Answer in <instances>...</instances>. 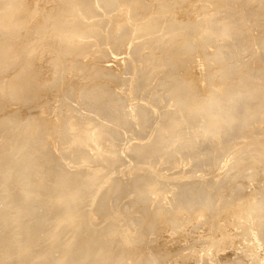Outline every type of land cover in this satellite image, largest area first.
<instances>
[{"label": "rangeland", "instance_id": "374dc122", "mask_svg": "<svg viewBox=\"0 0 264 264\" xmlns=\"http://www.w3.org/2000/svg\"><path fill=\"white\" fill-rule=\"evenodd\" d=\"M3 1L4 0H2V2ZM83 1L89 7L90 12L88 11L87 15L84 16L85 19H82L83 24L79 25L81 29L77 30L78 34L75 32L74 36H70V38L72 37V41L70 43L71 46L69 45V49L80 52L77 58L81 61L77 69H74L75 71L71 69L65 73L63 72V68H60L59 62L51 60L50 67L46 69L47 71L45 73L47 78L52 80L51 83L53 84H51V86L48 83V86L42 87L43 89L40 88L36 94L31 90L30 97H34V101L30 100L31 102L26 103V105H16L12 104L13 102L9 100L10 97L12 98L9 94L8 97L7 95L2 98L0 97V116L8 115L7 117L10 116L9 118L14 121L23 120L24 122L22 121V125L29 120L31 125L33 124V128L35 125L39 127L37 128L35 126L37 129L35 131L36 137H34V141H31L28 146V143L26 144L22 141L24 133L14 136L10 132L5 133L6 128L4 132H2L3 130L0 131V137L2 138L0 139V165H13L17 157L20 158V156H22V151H24V149L29 148L33 151L30 150V154H34V148L32 147L34 145L35 149L39 150L41 148L44 150L43 152L46 154L45 159L47 160L48 158L47 161H52L54 162L53 164H55V162L58 163V165L56 163L55 166H52V170H54L55 167V169H63V171H72L73 168L77 167L78 169H76L78 171L79 169L82 170L81 168L85 166L83 168L84 170L87 169L92 171L93 167L99 165L98 162H111L109 159L112 157L115 163L111 164L114 167H111L112 169L110 170H106L107 174L105 173L104 179L102 177H97L98 179H96V182L99 180V190L107 188L109 183L113 180L117 184L116 191L111 195L113 199L110 202L111 209L106 212L96 211L95 203L99 196L98 192L92 195L90 193V196H85L87 211L92 210L90 211L92 212L91 225L94 227L104 226V228L108 229L113 226V220L119 218L121 222L119 221L118 223L122 224L133 215V211L131 209L129 210V208H125V204L127 205L132 199L130 182L138 176V166H140L141 162L135 159V157L133 158L131 150H134L137 146H142L144 148L147 145V138H149V136H146L151 131V125H141L140 122L144 119V116L147 115L150 121L156 120L157 118L161 119L162 116L164 117V114L159 115L160 117H156L159 111H163L166 108H172L173 110L178 107L173 104L178 94L172 91L173 89L171 88L168 90L171 80L173 81L174 79L178 81L181 87L189 92L188 96L192 101L197 99L198 102L201 103L203 101L204 103L209 99V102H216V104L218 102L217 105H220V107H226V101L229 102L231 99L236 98L239 92H242L244 88L250 87L255 89V92L258 94V108H260V110L262 109L264 112V80L255 81L250 78L251 74L256 69L260 71L264 78V43H262L263 47L261 45V42L264 41V0H109L108 4H104L100 0ZM9 2H7V4L4 2L3 4L9 5ZM29 2L32 3L31 0H29L27 3L28 5H30ZM35 2L37 3L36 8L41 10V12H45L47 9L57 6L52 0H36ZM26 12L27 9H24V12H19L18 18L21 19L19 22H26L27 16H24ZM3 15L4 13L0 15L1 20L3 19L1 21L2 23H0V27L3 21L5 22ZM156 19L161 22L165 20L164 23L173 20L176 22V29L174 30L181 33L184 37L179 36L175 42L165 43L159 40L158 43L157 38L167 33H165L164 29L159 30V27L153 28L152 24ZM214 22L222 23L220 28L233 24V28L231 27L233 31L234 26L235 28L237 27V32L239 31L242 35V37L239 36V39L241 37V41L245 42L244 47L246 50L244 48L238 49L239 46L236 41L237 35H234V38L233 36L231 38L229 36L228 38L230 40H228L227 36L220 37L218 35H213L210 38L206 37L201 40L200 38L204 29L211 26L215 27L214 25L217 23L215 24ZM21 25L23 24L21 23ZM194 25L197 27L193 28ZM36 29L37 32L40 31L37 26H35L34 29L31 27V29L28 30L29 34L32 36H30L29 39L33 43L28 44L27 41V45L25 46L27 49H30L29 51H31V49L35 50L36 47L34 46V42H37V36H35L37 35L35 33ZM201 29L203 30L198 33ZM84 31L87 33H84ZM237 32L234 31V33ZM6 33L7 32L1 35L4 36ZM190 35H196V40H190ZM11 37L13 38L12 35ZM11 37H7V39L9 38L8 41H12ZM223 40H228V45H230L229 47H224L226 50L224 48V50L219 48L220 42ZM188 44L190 45L187 46ZM232 45H235V47ZM37 49L36 47V50L32 52L36 57L41 52H38L40 49ZM232 50L235 52L233 53ZM238 53L243 55L244 59H242V64L236 69L230 70L231 56L234 54L237 55ZM54 57L56 58L55 55ZM49 58L50 56L48 59ZM77 70L78 72H76ZM12 71L13 70H9L3 74H1L2 71L0 72V77L6 78L3 83H7L10 77L12 78ZM94 71H98L96 76L91 75ZM58 76L62 81V86L59 84V87L56 86V84L60 79L57 80V83L56 81L53 82L55 79L54 77ZM80 80L81 82H79ZM41 81L44 80L41 78ZM92 85L94 89L100 88L102 90L105 88L102 91H106V95H95L96 97L100 96L96 98L89 94H80V90H84L85 92L92 90ZM217 88L219 90H217ZM118 95L120 98H117ZM192 95L194 97H192ZM88 98L92 99V105H90L91 102ZM94 105L97 107H94ZM61 110L64 113H62ZM14 114L16 116H14ZM148 118H146V121ZM196 119L200 118L198 117ZM120 121L123 122L122 126L118 124ZM158 122L160 124L161 120ZM260 122L261 124H259ZM242 129L245 130L242 131ZM242 129L240 130L239 137L233 141V143L235 142L234 144L230 142L227 143V145H219L218 147L220 148L216 151H214L215 149H213V147L207 146L209 148L206 147L202 148L204 150L199 149L197 152H193L196 153L193 154V156L175 153L174 155H170L168 159L160 155L148 158L149 156L144 153L140 158L141 160L150 159V162H156V164H154L155 172L149 171L143 178L144 181H146V179L152 180L154 184V186H151L152 188L150 187V193L153 192L155 197L158 196V199L152 202L153 199L149 197V204L151 201V203L154 204L153 208H158L162 204L163 206L161 205V207L165 209L167 205L165 202V195L167 196L171 189H173V191L174 188L177 190L180 187L179 185H181V189L182 186L185 188V186L197 185L203 186L206 190H210L211 193L214 191L217 199H214L212 207L222 204L228 205L230 200L232 205H228V210L221 211L223 214L221 212L214 214L205 209L206 214L199 218L197 217V215H200L198 209H194V212L190 211L186 214L177 212L179 218L177 221L168 220L166 221L167 223L162 222L163 225L160 224V236L154 243L150 240L152 236L149 235V229H146L142 223L131 225V227L128 226L130 231L128 230L126 233L131 236L134 234L138 236L134 240L129 241L125 238L127 241L124 243L121 242L124 251L128 250L126 255L130 259L129 264L141 260L145 255L151 256L152 253L159 254L162 259L161 262L154 264H229L235 262V260L241 261L242 263L245 261L243 264H249V262L251 264H264V215H257L256 212H251V214L247 215V213H250L249 209L254 206L258 207L260 203L264 207V201H261V196L264 193L262 192V190L264 191V118L253 124H248ZM37 131L40 133L38 134L39 137H37ZM97 132L104 133V135H101V137L97 135L98 137L95 138L94 135L98 134ZM114 139L117 140V142H115ZM37 140L38 142L36 143ZM113 141L114 143L111 144ZM106 146H109V148ZM127 147L128 150H126L125 152L127 153H125L124 148ZM4 148L6 149L4 150ZM119 148L120 150L123 149V152H120ZM173 148L174 144L170 143L165 149L166 153H170ZM41 149L39 151H41ZM190 149L191 148L186 152H190ZM193 149L195 148L193 147ZM6 152H9V154ZM212 153L216 154L213 160H209L210 158H203L207 154ZM104 155H106V157ZM196 156L198 158L199 156L201 157L199 159L200 162L225 161V165H221L218 170H212L214 173L211 172L209 167L190 170V164L194 162ZM30 157L27 162H22L21 164L24 169L21 179L24 181L30 178L33 179V176H35L38 171L43 174L44 172H42V170L44 171L46 169L45 167H47L45 163H39L38 161L39 164L36 165L37 163H34L36 161L34 158L35 156ZM128 162L130 163V170L125 168ZM101 166L104 167V165ZM16 168H18V170L15 169L17 172L14 170L12 173L13 177L11 176L12 178L8 176L7 180L5 179L7 176L4 177V179L7 180L5 182L9 183L5 184L0 175V179L2 180H0L1 183L5 184H0V193H2L0 194V235L7 232L5 231L7 230V226L11 228V224L18 226L21 223L20 227H23V224H27V219L32 218L31 222L27 225H30L29 232H35L34 235L36 238L37 233L40 235L39 233H41L42 230H46L49 227V224L54 218L52 213L55 212V209L49 208L50 200L45 201L46 195L40 192L26 190L25 193L35 195L36 198H29V206L24 208L19 207L21 206L20 199V201L14 200L15 198L10 200L9 197L13 193V187L11 188V185L14 184L12 180H14L15 176L17 177L20 165L16 166ZM33 170L34 172H32ZM14 173L17 174L14 176ZM45 175L47 174L44 173L42 177ZM45 178H48V175L45 176ZM144 181H142V184ZM138 183L140 182L138 181ZM51 189L54 191L56 188L50 187L46 192L51 193L49 192L52 191ZM155 190L159 191L155 193ZM5 191L10 192V196L7 198L9 201L6 200V202L5 199L2 201ZM173 194L174 193H172V195ZM1 195H3V197ZM234 195L237 196V198ZM240 196L242 198L245 197L242 202ZM80 197V202H82L85 198L83 196ZM8 202H10L11 205ZM42 211L51 212L48 217L45 216L41 218L40 214H42ZM135 211L140 212V207L136 208ZM12 213H14L13 215L16 219L11 215L10 222H7L9 218L6 215ZM125 213H127V215ZM119 215H121L123 219H121ZM109 216H114V218H110ZM5 217L8 220L3 219ZM11 219H13L12 222ZM214 220L216 222H214ZM121 224L119 228L122 231ZM35 225L39 229L35 227ZM182 225L184 226L182 227ZM245 226H250L251 228L245 231ZM31 227L35 230H32ZM4 228L5 230H3ZM103 233L104 231L101 230L97 235L92 236L90 242H92L93 245L98 243L100 238H102L101 236L104 235ZM30 237L27 239H23L22 236L19 237L18 240H20L21 243L17 240L18 244L23 246L26 244L25 246H27L34 243L33 241L35 238ZM28 239L33 240L28 241ZM105 239L106 237L102 239L103 244L102 242L99 244L106 247H111V244H113L114 248L119 246V237L116 236V238L111 241H105ZM3 242L4 241L1 242V244H3L1 245V249L4 247ZM38 242L41 247L39 248L40 250H37L39 252L49 247V245H47L48 242L45 243V240L39 241L38 239ZM13 244L16 246L17 242ZM29 248L30 247H28V249ZM112 250L113 252L115 250L117 251L116 248ZM111 256H113V254ZM15 259V257L12 258L11 256L5 259L2 264H14L16 262ZM101 260L99 264H113L112 260L110 262H103V258H101ZM6 261L7 263H5Z\"/></svg>", "mask_w": 264, "mask_h": 264}, {"label": "bare ground", "instance_id": "6f19581e", "mask_svg": "<svg viewBox=\"0 0 264 264\" xmlns=\"http://www.w3.org/2000/svg\"><path fill=\"white\" fill-rule=\"evenodd\" d=\"M9 1L4 0L2 2V0H0V15H1V13H4L3 17L5 18L4 19L5 22L3 21V24L0 27V72L2 71L1 74H3L4 72H7L9 70H13L12 71L13 73H12V78L10 77V79L8 80L7 83H3L4 80L6 79L5 77L4 78L2 76L0 77V97L2 98L3 96H6V95L8 97L10 95V96H12V98L10 97L9 100L11 102H13L12 104L26 105V103L31 102L30 100L34 101L33 100L34 97H30L31 90L33 91L34 94H36V92L40 88L46 87V85L48 83L50 85L53 84V83H51L52 80L47 78L46 73H45L47 71L46 69H48L50 67V64H51L50 61L51 60H53V61L55 60V61L59 62L60 68H63V72H65V73H67L68 70L77 69L78 64L81 61L79 58H77L78 57L77 55H79L80 52L69 49V45L71 46L70 43L72 41L71 40L72 37L70 38V36H74L75 32H76V34H78L77 30L81 29V27L79 25L83 24L82 19L84 18L85 15H87V13L89 11V7L85 4V2L83 0H52L53 2H55V4H57V6H54V7L47 9L45 12H41V10L36 8V6H37V3L35 2L36 0H31L32 3L29 2L30 5L27 4L29 0L28 1L27 0H9ZM100 1H102V3H104V4L109 3V0H100ZM4 2H6V4H7V2H9V5L3 4ZM24 9H27L26 14L24 15V16H27V18H26L27 20H26V22L24 21V23H23V22H19V21H21V19L18 18V14H19V12L20 13L24 12ZM40 12H41V14H40ZM203 17H204V15H203ZM2 20L0 18V23H2L1 22ZM164 21L161 22L160 20L156 19V21L152 24L153 28L159 27V30L164 29L165 33H167L166 35H163L161 37L159 36L157 38L158 43H159V40L163 41L165 43L166 42H175V41H177V38H179V36H183V35H181V33L174 30V29H176L175 28L176 22H174L173 20H171V21L169 20L166 23H164ZM21 23L23 25H21ZM190 23H192V22H190ZM214 23L215 24L217 23L216 25H214L215 27L211 26L207 29H204V32L200 38L201 40L203 38L205 39L206 37L210 38L213 35L214 36L218 35L220 37L221 36H224V37L227 36V38L229 36H230V38L232 36L234 38V35H237L236 41L238 42V46H239L238 49H240V48L245 49V47H244L245 42L241 41L242 35L239 31L237 32V30H236L237 27L235 28V26H234V31L237 32V33H234V31L232 30L233 24H229L227 26L220 28L222 23H220V22H214ZM35 26H37L40 29V31H38L39 33L37 32V29L35 30L36 31L35 33L37 35L33 34V35L37 36L36 37V41H37L36 43L37 44L33 40V42L35 44L34 46H36L38 48L37 50L40 49L38 52L41 51L40 54L38 53L40 56L37 54L38 55L37 57H36V55H34L32 53L36 50V47H35V50L31 49V51H29L30 49H27L25 46V45H27V41H28V44H30V43L33 44L32 41H30V39H29L31 35L29 34L28 30L31 29V27H33V29H34ZM195 27H197V26L194 25L193 28H195ZM63 30H65V31H63ZM202 30L203 29H201L198 33H200ZM86 31H84V33ZM5 32H7V33L4 36H2L1 34L5 33ZM147 33H148V31H147ZM11 35L13 36V38L11 37ZM239 36H241L240 39H239ZM7 37H11L12 41H10V40L8 41L9 38L7 39ZM196 38H197L196 35H190V40L194 41V40H196ZM48 40H50V41H48ZM228 40H230V39L228 38ZM228 40L227 41L223 40L220 42L219 48L221 50H224L225 49L224 47H226V46L227 47L230 46V45H228L229 44ZM262 43H264V41L261 42V45L263 47ZM189 45L190 44H188L187 46H189ZM30 46H33V45H30ZM232 46L235 47V45H232ZM234 47H233V50H234ZM32 48H34V47H32ZM227 49H229V48H227ZM138 50H143V49H138ZM234 52L235 51H233V53ZM235 54L233 56H231V62H230L231 67L229 66L230 70H234L237 67H239L242 64V59H244L242 54H240V53H238L237 55H235ZM54 55L56 56V58L54 57ZM49 56H50V58L48 59ZM81 57H83V56H81ZM51 69H52V67H51ZM257 71H259V70L258 69L254 70V72L251 74L250 78L252 80H255V81H263L264 78L262 77V74L260 73V71L259 72H257ZM76 72H78V70ZM97 72L98 71H94L93 73H91V75L96 76ZM160 72H159V74H160ZM68 74H70V73H68ZM259 74L261 75V77ZM63 76L65 77L64 74H63ZM41 78L44 81H41ZM54 78L55 79L53 80V82L56 81V83H57V80L60 79L59 76L54 77ZM152 80H154V79H152ZM79 82H81V80ZM59 84H60V86H62L61 85L62 84L61 79L58 81L56 86L59 87ZM204 86H206V85H204ZM92 87H93V85H92ZM170 88L173 89L172 91H174L178 94L174 100V103H173L175 106H178V107H176L173 110H172V108H169V109L166 108L163 111H159V113L156 115V117H160L159 115L164 114V117L162 116L161 119L157 118L156 120L150 121L146 115V116H144V119L140 122L141 125H145V126L150 124L151 125V131L146 136V137L149 136V138H147L148 139L147 145L144 148L142 146H137L134 148V150H131L132 154H133V158L135 157V159L140 160L141 163H140V166H138V168H139V172L137 174L138 176H136L130 182V186H131L130 193H131L132 199L127 205L125 204V208H129V210L131 209L133 211V215L127 221L123 222L122 224L120 223L123 232L119 228L120 224L118 222L119 221L121 222V220L119 218L116 220L112 219L113 220V223H112L113 226L108 228V229L104 228V226H99V227L98 226L97 227L92 226L91 225V218H92L91 214H92V212H90L92 210L87 211V207L85 205V204H87L85 196L86 195L88 196L90 193L92 195V194L98 192L99 196H98L96 203H95L96 211L106 212L109 209H111L110 202L113 200L111 198V195L116 191L117 184L113 180L112 182L109 183L107 188L99 190V187H98L99 180L96 182V179H98L97 177L103 178L105 176L106 170L107 169L110 170L114 167L111 164V163H115V161H114V159H112V157L109 159V160H111V162H106V161L98 162L99 165L100 164L104 165V167H102L101 165L100 166L98 165V166L93 167L92 171L87 170V169L84 170L83 168L85 166L83 168H81L82 170L79 169L78 171H77V169H78L77 167H76L77 169L72 167L73 168V169L71 168L72 171L71 170L63 171V169H58V168L55 169V167H54V170H52L53 169L52 166H55L57 162H55V164H53L54 162L47 161L48 158H47V160L45 159L46 154H45V152H43L44 150H42L40 148L41 151H39L40 149L39 150L35 149V147H34L35 145L34 146L31 145L34 148L33 149L34 154L33 153H31V154H33L35 157L30 154L31 149L28 148V149H24V151H22L23 152L22 156H20V154H19L20 158L17 157V159L15 161L16 163L14 162L13 165H11V166L9 164L8 165H6V164L0 165V171L2 170L0 172V175L2 176L4 182L8 180V176H10L9 178L13 177L12 173L14 172V170L15 169L18 170V168H16V166L20 165L18 174L14 173V176H15V174H17V177L15 176L16 179L14 178V180H12V181H14L13 182L14 184L11 185V188L13 187L12 188L13 193L10 196V192L5 191L3 194L5 198L3 197V195H1L3 197L2 201H4V199H5V202H6V200L9 201L7 198H8V196H10L9 197L10 200L12 198H15L14 200H19V199L21 200V206H19L20 208L27 207V206H29L28 205L29 204V202H28L29 198H36L35 195H32L30 193H25L26 190H29L32 192L35 191V192H40L41 194L42 193L45 194L46 195L45 201L50 200L49 208L55 209L54 210L55 212L52 213L54 218L51 221V223L49 224V227L47 229L45 228L46 230H42L41 233H39L40 235H38V233H37L36 238L34 235L35 232L34 231L29 232L30 225H27L29 222H31L32 218H30V219L28 218L27 219L28 222L26 221L27 224H23V227H20L21 223L19 222L20 224L18 226L11 224V228L9 226H7V230H5V228L3 229L7 232L3 233V235H0V249H1V245H3V244H1V242L4 241L3 242L4 247L0 250V263L1 264L4 263L5 259L10 258L11 256H12V258L13 257L16 258L15 259L16 262L14 261L15 262L14 264H99L100 261H102L101 258H103V260H104L103 262H108V261L110 262L112 260L113 264H129L130 259L126 255L128 250L124 251V247L121 245L122 244L121 242L124 243L127 240L128 241L134 240L136 237H138L136 234L131 236L130 234L126 233L130 229L129 227H131V225H134V224L137 225V224L142 223V225L145 226L146 229H149L148 230L149 235L152 236V238H150V240L152 241V243H154L155 241H157L159 239V236H160L159 235L160 234L159 228H161V227H159L160 224H162V222H166L168 220L177 221L179 219L177 216V212L178 213L181 212V214L182 213L186 214L190 211L194 212L193 211L194 209H198V212L200 215H197L198 213L196 215L199 218L202 215L206 214V210H208L214 214H218L219 212H221L223 210H228L227 209L228 205H232L231 200L229 201L228 205L222 204V205H215V207H212L213 206L212 203H213L214 199L215 200L217 199L216 193L214 191L211 193L210 190H206V188H204L203 186H197V185L185 186V188L182 186V189L180 188L181 185H179L180 187L178 188V186H177V188H178V189L176 188L177 190H175V188H174V191H173V189H171L170 192L168 193V195L167 196L165 195V200H166L165 202L167 203L168 206L166 205L165 209H164V207L163 208L161 207V205H162L161 204L160 207H158V208L154 207L153 208L154 204H152L151 201L149 204V197L153 199L152 202H155L158 199L157 198L158 196L155 197L153 192L150 193V187L154 186V184L152 183V180L146 179V181H144L143 178L145 177V175H147L149 173V171L155 172L154 164H156V162H150V159H148V160L145 159L143 161L140 158L144 155V153H145V155L147 154L149 156L148 158L157 157L156 155H158V156L160 155L161 157L168 159L170 157V155H174L175 153H180V154L183 153L186 155L188 154V155L193 156V154H196L193 152H197L199 149L204 150L202 148H206L207 146L213 147V149H215L214 151H216V150H218V148H220V147H218L219 145H221V146H222V144L227 145V143H230V142H232V144H234L235 142L233 143V141L239 137V133H240V130L242 128H245L248 124H251V123L253 124L256 121H260L261 119L264 118L263 110L262 109L260 110V108H258L259 107V105L257 103L258 102V94L255 92V89H252L250 87H246L242 90V92H239V94L236 98L231 99L229 101L230 103L228 101H226L227 102L226 107H220V105H217L218 102H217V104H216V102L215 103L211 102V101L209 102V99L207 101H205L204 103H203V101L201 103L198 102L197 99L195 101H192L188 96L189 92L186 91L184 88H182L180 83L174 79H173V81L171 80V84L169 85L168 90H170ZM212 88H214V87H212ZM103 89H105V88H103ZM141 89H143V88H141ZM102 90L100 88L94 89V87H93L92 90H89L86 92L84 90H80L79 92H80V94L85 93V94H89L91 96H95V95L97 96L99 94H105L106 95L107 92L102 91ZM217 90H219V89L217 88ZM125 92H127V91H125ZM139 92H141V91H139ZM52 93H54V92H52ZM206 93H204V94H206ZM99 97H96V98H99ZM192 97H194V96L192 95ZM117 98H120L119 95L117 96ZM88 99L91 102V104L90 103L89 104L92 105L93 104L92 99H90V98H88ZM100 99H98V100H100ZM144 104H146V103H144ZM95 106L96 105H94V107ZM148 106H149V104H148ZM176 109H177V111H176ZM120 110H119V112H120ZM181 110H182V112H181ZM62 113H64V112L62 111ZM90 113H92V112H90ZM56 114H57V111H56ZM7 116H4V115L0 116V127H1L0 131L3 130L2 132H4V130L6 128L5 133L10 132L14 136H16L17 134L20 135V134L24 133V138H22V141L25 142L26 144L28 143L27 146L29 145V143L31 141H34V137H36L35 131L37 130L35 128L36 125L33 128V126H32L33 124L31 125V122L29 120H27V122L24 125H22L24 122L23 120L14 121L11 118H9L10 116L9 117H7ZM14 116H16V115L14 114ZM198 117L200 119H196ZM146 118H148L147 121H146ZM159 120H161L160 124L158 122ZM118 124L122 126L123 122L120 121V123L118 122ZM259 124H261V122ZM107 125H109V124H107ZM37 128H39V127H37ZM249 129H251V128H249ZM243 130H245V129H242V131ZM24 131H26V132H24ZM97 133L98 134L94 135L95 138H97L98 136L101 137V135L102 136L104 135V133H99V132H97ZM38 134H40V133H38V131H37V135ZM6 137H7V135H6ZM37 137H39V135ZM0 139H2V138L0 137ZM37 142H38V140L36 141V143ZM115 142H117V140H115ZM113 143H114V141L111 144H113ZM170 143L174 144V148L172 149V151L170 153H166L165 149L167 148V146ZM9 145H10V142H9ZM38 146H40V145H38ZM106 147L109 148V146H106ZM193 147L195 149H193ZM209 147H207V148H209ZM9 148H10V146H9ZM189 148H191L190 149L191 151L187 153L186 151H189L188 150ZM5 149L6 148H4V150ZM18 149H19V146H18ZM124 149H125L124 150V152H125L126 150H128V147L124 148ZM119 150H120V148H119ZM122 150L123 149H121L120 152H123ZM8 151H9V149H8ZM47 152H48V150H47ZM125 153H127V152H125ZM4 154H2V155H4ZM7 154H9V152ZM30 155H31V157H34L36 159V161L33 160V161H35L34 163H37L36 165H38L41 162L46 164L47 167H45L46 169L44 171L42 170V172L46 173L48 175V178H45V176H47V175L42 177V175L44 173L42 174L41 172L38 171V173H36L35 176H33V179L30 178L29 180H26V181L21 179V175L24 172L23 171L24 169L22 168L21 164H22V162H27V160H29ZM215 155H216L215 153L207 154L203 158L204 159L210 158L209 160H213L215 158ZM104 156L106 157V155H104ZM104 156H103V158H104ZM200 158H201L200 156H199V158L197 156L195 157V159L193 158L194 162H191L190 167H189L190 170H195L196 168H204L205 169V168L209 167L211 172L214 173V171H212V170H218V168L221 167V165H225V161L224 162H217V161L216 162H200V160H199ZM153 159H155V158H153ZM158 159H159V157H158ZM205 161H207V160H205ZM57 165H58V163H57ZM129 165H130V163L128 162V165H125V168L129 169ZM39 166H41V165H39ZM79 167H81V166H79ZM17 170H15V172H17ZM123 171H125V170H123ZM126 171H127V169H126ZM206 171H208V170H206ZM32 172H34V170ZM136 172H137V170H136ZM39 173H40V175H39ZM88 173H90V174H88ZM206 176H207V174H206ZM4 177H6L5 179H7V180H5ZM133 177H134V175H133ZM215 178H216V176H215ZM1 181H0V184H4V183H1ZM138 181L140 183H138ZM142 181H144L143 184H142ZM153 182H156V181H153ZM164 182H166V181H164ZM6 183H9V182H5V184ZM49 183H51V184H49ZM167 183H168V181H167ZM50 187L51 188L54 187L56 189L54 191L51 189L53 192L49 191L51 193H47L46 191ZM260 190H262V189H260ZM158 191L159 190H155L154 192L156 193ZM262 192H264V191L262 190ZM172 193H174V194L172 195ZM0 194H2V193H0ZM239 195H241V194H239ZM80 196H83L85 198L82 202H80L81 201ZM162 197H164V196H162ZM235 197L237 198V196H235ZM243 198H245V197H243ZM243 198L241 197V202H242ZM145 199H146V202H145ZM261 199H262L261 201H264V193L261 196ZM8 203H10V202H8ZM83 203H84V205H83ZM218 203H219V201H218ZM234 203H237V202H234ZM10 205H11V203H10ZM238 206H240V205H238ZM138 207H140V212L135 211L136 208H138ZM245 207H246V205H245ZM160 208H162V209H160ZM50 212L51 211H42V214H40L41 218L45 217V216L48 217V215H50ZM244 212H245V210H244ZM249 212L250 213H247V215L251 214V212H256L257 215H264L263 214L264 213V207L260 203V205L258 207L254 206L251 209H249ZM116 213H118V212H116ZM221 213L223 214V212H221ZM13 214L14 213H12L10 215L8 214L9 216L6 215L9 218V221H7V222H10V217ZM125 214L127 215V213H125ZM120 216L121 215H119V217ZM1 217H2V215H1ZM109 217L114 218V216H109ZM3 219L8 220L6 217ZM14 219H16V217ZM121 219H123L122 216H121ZM12 220L13 219H11V222H12ZM160 220H161V222H160ZM7 222H6V224H7ZM214 222H216V221L214 220ZM15 224H18V223H15ZM208 225H210V224H208ZM183 226L184 225H182V227ZM35 227H37V226L35 225ZM101 227H103L104 229ZM31 228H32V230H35V229H33V227H31ZM250 228H251L250 226H247V227L245 226L244 230L247 231ZM179 229H180V227H179ZM101 230L104 231V233H103L104 235L101 236L102 238H100V241L98 243L93 245V243L90 242V238L94 235H97L98 232H101ZM196 233H197V231H196ZM4 234H6V235H4ZM115 235L120 238L119 239L120 242L118 244L119 246L115 247L117 249V251L115 250L113 252L112 249H115L113 247V244H111V247H106V246L99 244L102 242V239L105 237H106L105 241L114 240V238H116ZM21 236L23 239L24 238L27 239L30 236H31L30 238H35V240L33 241L34 243H31L30 245H27V246H25L26 244H24V246L21 244H18V241H20V240H18V238ZM125 238H127V240ZM214 238H216V237H214ZM38 239H39V241L45 240V243L48 242L47 245H49V247H47L46 250H42V252L37 251L39 248H41L39 245ZM30 240H33V239H28V241H30ZM28 241H26V242H28ZM164 241H166V240H164ZM15 242H17L16 246L13 244ZM20 243H21V241H20ZM169 243H171V242H169ZM102 244H103V242H102ZM188 244H189V242H188ZM28 247H30V248L28 249ZM209 249H212V248H209ZM221 250H222V248H221ZM215 252H213V253H215ZM107 254H110V255H107ZM112 254H113V256H111ZM157 255H159V254L152 253L151 256L145 255V256H143V258L141 260H138L136 262H132L130 264L159 263V262H161L162 259H161L160 255L159 256H157ZM175 258H176V256H175ZM247 259H245V260H247ZM7 261L5 263H7ZM249 261H251V260H249ZM228 262H230V261H228ZM253 262H255V261H253ZM243 263L241 261L235 260V262H232L229 264H243ZM8 264H10V263H8ZM249 264H251V263L249 262Z\"/></svg>", "mask_w": 264, "mask_h": 264}]
</instances>
